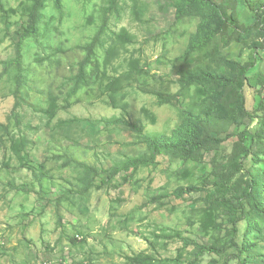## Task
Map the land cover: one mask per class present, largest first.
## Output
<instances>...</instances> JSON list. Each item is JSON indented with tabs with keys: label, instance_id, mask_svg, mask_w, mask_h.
Instances as JSON below:
<instances>
[{
	"label": "rangeland",
	"instance_id": "374dc122",
	"mask_svg": "<svg viewBox=\"0 0 264 264\" xmlns=\"http://www.w3.org/2000/svg\"><path fill=\"white\" fill-rule=\"evenodd\" d=\"M38 1L37 34L24 38ZM62 1L63 13L54 0H0V264L221 263L208 248L229 215L205 181L249 124L243 96L260 116L251 174L264 206V0H251L257 14L238 0L227 18L225 0ZM250 63L244 91L222 82ZM204 136L222 143L130 165L150 140ZM239 231L247 264H264L253 205Z\"/></svg>",
	"mask_w": 264,
	"mask_h": 264
},
{
	"label": "trees",
	"instance_id": "16d2710c",
	"mask_svg": "<svg viewBox=\"0 0 264 264\" xmlns=\"http://www.w3.org/2000/svg\"><path fill=\"white\" fill-rule=\"evenodd\" d=\"M57 5V9L60 13H63V1L54 0ZM248 3V6L252 11L257 14L261 8L262 4L256 6V3L251 0H245ZM238 0H225L222 4H217L218 9L222 16L225 18L228 17V11L231 6L235 5ZM43 3L38 1L34 7L31 14L29 29L24 34V38L28 36H35L37 34L38 25L40 18L42 17ZM264 48V44H263ZM85 63L82 64L81 71L76 77L75 84L72 90V93L75 94L80 88L86 86L85 74ZM254 64H248L245 67L241 68L239 72L238 79L233 82H227L222 80L223 83H231L239 87L244 91L247 85L246 75L248 71L253 68ZM21 75L19 79L21 80ZM21 86V83H18V88ZM242 95L243 92H241ZM170 103V102H168ZM241 106L245 118L249 120V124L238 136V140L234 143L232 153L227 162L220 163L216 165L214 170L215 180L211 182L210 180L205 181L207 186V196L211 202L216 205L219 209L223 210L225 214H228V220L226 225H224L226 234L225 240H221L220 244L208 248L209 251L214 252L215 254L221 256L222 262H215L214 264H247L244 253L250 251V248H247L243 245H239L237 238L239 236V225L240 223L246 221L247 217L250 214V207L253 205L260 213L264 216V206L259 204L257 201V180H252L253 176L251 174V168L254 167L257 163L255 160V154L253 152V142L257 137L258 132L257 128L261 124L260 116L257 115L255 109L248 108L243 96L241 101ZM136 129L135 126H132ZM139 130V129H138ZM140 131V130H139ZM222 143L221 139L212 138L209 136H204L201 139L190 141L182 146H172L168 144H160L155 140H150L148 145V154L144 155L141 159H134L131 162V166L138 168L140 166L149 165L153 163L158 155L168 149H176L181 151L186 158H190V153L192 151L213 147ZM193 158V157H191ZM122 173V169L116 168L111 177L115 178ZM245 173L247 176H250L247 180L249 188L245 189L242 195L237 196V189L239 186L238 180L241 174ZM189 191L197 192L199 188H192ZM248 236V235H246ZM135 264H146L144 259H137Z\"/></svg>",
	"mask_w": 264,
	"mask_h": 264
}]
</instances>
